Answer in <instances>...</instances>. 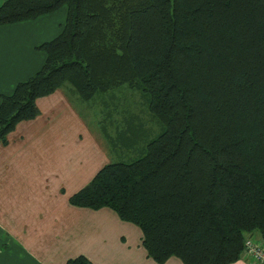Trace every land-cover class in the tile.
I'll return each mask as SVG.
<instances>
[{"label": "trees", "instance_id": "trees-1", "mask_svg": "<svg viewBox=\"0 0 264 264\" xmlns=\"http://www.w3.org/2000/svg\"><path fill=\"white\" fill-rule=\"evenodd\" d=\"M63 6L62 32L38 47L43 66L0 96V143L66 84L85 103L110 94L97 124L135 158L104 166L70 202L140 227L157 262H237L252 233L264 238V0H6L0 26ZM125 87L156 129L138 131L114 103Z\"/></svg>", "mask_w": 264, "mask_h": 264}, {"label": "crops", "instance_id": "crops-1", "mask_svg": "<svg viewBox=\"0 0 264 264\" xmlns=\"http://www.w3.org/2000/svg\"><path fill=\"white\" fill-rule=\"evenodd\" d=\"M66 18L63 6L0 26V96L10 95L40 70L46 54L38 47L62 32ZM36 103L40 114L19 122L7 142L0 143V264H67L81 256L92 264H183L175 256L164 262L153 259L140 227L114 210L70 202L113 158L133 160L134 149H112L97 124L99 115L92 118L88 110L96 130L73 89L64 86ZM252 234L264 244L259 233ZM232 264L255 263L244 252Z\"/></svg>", "mask_w": 264, "mask_h": 264}, {"label": "rangeland", "instance_id": "rangeland-1", "mask_svg": "<svg viewBox=\"0 0 264 264\" xmlns=\"http://www.w3.org/2000/svg\"><path fill=\"white\" fill-rule=\"evenodd\" d=\"M65 87L68 89H72L71 85H69V84H66ZM125 89L128 90V91H126V93L120 94L119 93L120 91H116L113 93V94H115V99H114L115 102L114 103L115 104L118 103V106H120V107H127L128 109L131 108V111L135 112L138 115V116L137 115L130 116L131 118L134 119L133 124H135V123L141 124L142 128L141 129L139 128L138 131L143 132L144 130H148L149 128L150 129H152V128L156 129L157 127H156L155 123L153 122L152 118H150L151 115L149 116V113L142 108H139V107L136 108L137 106L145 107V105L143 104V100L141 98V94L139 92L127 89V87H125ZM109 95L110 94H106V95L100 94L96 97V99L94 101H92L90 103H85L87 105V107H85L86 111L81 109V111L85 114V117L88 120L89 124L93 128H95V126H94L93 120L90 117V113H91L90 111H92V113H91L92 118L94 115H97V114L100 116L102 104L104 102H108L109 104H111V102L109 100ZM89 109H91V110L88 112ZM117 118H118V120H121L123 118V116H119V117L115 116V119H117ZM140 119H142V120H140ZM131 159L132 158L130 156H126V157H124V159H122V157H116V158H113V162L114 161L118 162L121 160L129 162Z\"/></svg>", "mask_w": 264, "mask_h": 264}, {"label": "built area", "instance_id": "built-area-1", "mask_svg": "<svg viewBox=\"0 0 264 264\" xmlns=\"http://www.w3.org/2000/svg\"><path fill=\"white\" fill-rule=\"evenodd\" d=\"M244 252L247 258L255 264H264V244L253 237H248L244 243Z\"/></svg>", "mask_w": 264, "mask_h": 264}]
</instances>
